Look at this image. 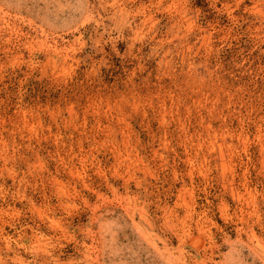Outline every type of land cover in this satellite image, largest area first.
Returning <instances> with one entry per match:
<instances>
[{
  "label": "rangeland",
  "instance_id": "obj_1",
  "mask_svg": "<svg viewBox=\"0 0 264 264\" xmlns=\"http://www.w3.org/2000/svg\"><path fill=\"white\" fill-rule=\"evenodd\" d=\"M0 264H264V0H0Z\"/></svg>",
  "mask_w": 264,
  "mask_h": 264
}]
</instances>
